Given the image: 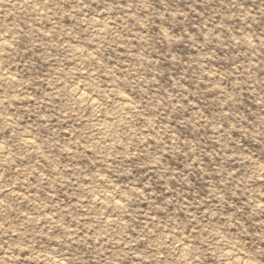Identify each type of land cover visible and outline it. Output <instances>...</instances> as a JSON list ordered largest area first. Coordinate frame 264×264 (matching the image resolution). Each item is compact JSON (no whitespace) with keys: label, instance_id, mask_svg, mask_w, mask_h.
<instances>
[{"label":"rangeland","instance_id":"rangeland-1","mask_svg":"<svg viewBox=\"0 0 264 264\" xmlns=\"http://www.w3.org/2000/svg\"><path fill=\"white\" fill-rule=\"evenodd\" d=\"M0 264H264V0H0Z\"/></svg>","mask_w":264,"mask_h":264},{"label":"bare ground","instance_id":"bare-ground-1","mask_svg":"<svg viewBox=\"0 0 264 264\" xmlns=\"http://www.w3.org/2000/svg\"><path fill=\"white\" fill-rule=\"evenodd\" d=\"M27 141V140H26ZM29 141V140H28ZM184 248V247H183Z\"/></svg>","mask_w":264,"mask_h":264}]
</instances>
